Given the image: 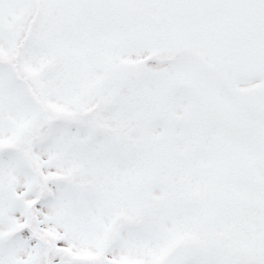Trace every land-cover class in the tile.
Masks as SVG:
<instances>
[{"label":"snow or ice","instance_id":"obj_1","mask_svg":"<svg viewBox=\"0 0 264 264\" xmlns=\"http://www.w3.org/2000/svg\"><path fill=\"white\" fill-rule=\"evenodd\" d=\"M0 264H264V0H0Z\"/></svg>","mask_w":264,"mask_h":264}]
</instances>
